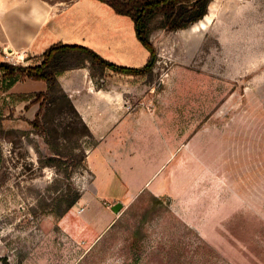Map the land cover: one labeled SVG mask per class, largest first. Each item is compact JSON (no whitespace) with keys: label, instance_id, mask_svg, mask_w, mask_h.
Masks as SVG:
<instances>
[{"label":"rangeland","instance_id":"obj_1","mask_svg":"<svg viewBox=\"0 0 264 264\" xmlns=\"http://www.w3.org/2000/svg\"><path fill=\"white\" fill-rule=\"evenodd\" d=\"M37 6L52 12V41L86 44L122 66L146 64L132 22L106 5L0 0V9L25 7V16ZM205 16L201 31L169 32L152 21L149 75L90 77L95 88L118 90V140L114 131L81 136L73 114L48 116L59 131L68 120L76 125L65 150L77 145L86 159L93 152L90 165L110 152L163 163L155 190L122 205L89 246L67 238L50 213L68 183L82 191L93 180L86 160L68 180L38 163L51 153L27 123L33 93L0 86V264H264V0H211ZM0 60L25 66L2 52Z\"/></svg>","mask_w":264,"mask_h":264},{"label":"crops","instance_id":"obj_2","mask_svg":"<svg viewBox=\"0 0 264 264\" xmlns=\"http://www.w3.org/2000/svg\"><path fill=\"white\" fill-rule=\"evenodd\" d=\"M25 11V7L0 9V52L5 59L13 57L22 60L25 66L38 65L41 55L58 43L77 44L96 52L83 43L61 39L52 41V12L44 6L29 10V16H25ZM96 53L110 61L108 57ZM33 60L37 61L32 63ZM58 82L95 138L105 139L114 131L118 140V90L95 88L86 67L65 71L58 77ZM44 90L43 82L26 80L14 84L8 91L26 94ZM37 109L36 104L30 106L27 119L33 120ZM113 149L118 151V143L113 144ZM92 153L88 152L86 163L93 173V180L82 189L75 205L57 222V227L67 238L84 246L97 241L116 221L119 210L113 211V206L120 204L122 207L131 203L145 189L155 190L157 170L163 165L161 163L154 168L155 163L140 161L138 152H110L107 158H98L99 165L96 167L94 163H88ZM160 153L164 155V152ZM101 189L118 190L121 194H103Z\"/></svg>","mask_w":264,"mask_h":264},{"label":"trees","instance_id":"obj_3","mask_svg":"<svg viewBox=\"0 0 264 264\" xmlns=\"http://www.w3.org/2000/svg\"><path fill=\"white\" fill-rule=\"evenodd\" d=\"M94 1L106 5L115 15L126 17L132 22L135 37L148 54L143 67L132 68L118 65L102 58L85 46L60 43L50 46L41 55L42 60L38 65H10L0 60V86H3L5 91L14 84L26 80L40 81L45 84L43 92L33 93V99L26 100L25 109L38 105L33 120L27 123L36 131V135L43 139L51 153L44 161L38 158V163L57 168L66 180L70 179L78 168L86 169V152H74L73 149L79 148L77 145L66 151L63 143L67 142L74 130H77L76 125L68 120L60 128L62 131H59L52 127L48 116L73 114L81 127L80 135L92 137V134L60 87L58 77L65 71L84 68L86 64L89 65L91 78L97 71L103 73L105 70L125 75H149L156 60V50L150 41L152 21L159 19V28L169 32L184 30L193 24L190 31H201L206 29L207 16L205 15L211 2V0ZM2 119L3 117L0 116V125ZM0 160H2L1 152ZM25 169L30 170L27 165ZM80 197L81 191L68 183L58 197L56 210L51 209L50 213L59 218L63 217Z\"/></svg>","mask_w":264,"mask_h":264},{"label":"water","instance_id":"obj_4","mask_svg":"<svg viewBox=\"0 0 264 264\" xmlns=\"http://www.w3.org/2000/svg\"><path fill=\"white\" fill-rule=\"evenodd\" d=\"M121 206L120 204H116L115 206H113V211L117 212L118 210H120Z\"/></svg>","mask_w":264,"mask_h":264},{"label":"built area","instance_id":"obj_5","mask_svg":"<svg viewBox=\"0 0 264 264\" xmlns=\"http://www.w3.org/2000/svg\"><path fill=\"white\" fill-rule=\"evenodd\" d=\"M7 61H11V60H7ZM15 65V64H14Z\"/></svg>","mask_w":264,"mask_h":264}]
</instances>
